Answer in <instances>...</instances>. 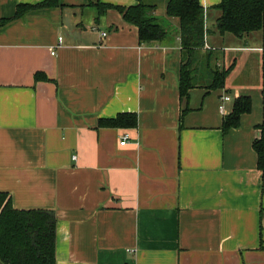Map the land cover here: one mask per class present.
Wrapping results in <instances>:
<instances>
[{"label":"crops","instance_id":"0c3cea01","mask_svg":"<svg viewBox=\"0 0 264 264\" xmlns=\"http://www.w3.org/2000/svg\"><path fill=\"white\" fill-rule=\"evenodd\" d=\"M40 1L0 0V192L15 209L53 212L56 264H264V179L252 148L260 86L257 96L232 83L218 108L235 52L260 54L264 33L256 47L219 34L220 0H198L212 32L181 100L178 20L165 16L166 0H144L169 24L149 43L113 7L137 0H57L14 17L18 4ZM214 49L212 67L235 59L221 89L208 88ZM242 94L251 110L223 132ZM120 113H134L135 126L103 122Z\"/></svg>","mask_w":264,"mask_h":264},{"label":"trees","instance_id":"16d2710c","mask_svg":"<svg viewBox=\"0 0 264 264\" xmlns=\"http://www.w3.org/2000/svg\"><path fill=\"white\" fill-rule=\"evenodd\" d=\"M57 0H43L35 4H18L14 17L27 10L49 7ZM111 5H99V12ZM123 19L137 27L141 43L161 42L169 33V24L153 15V3L137 0L128 7L113 6ZM213 9L218 11L216 31L223 35L231 33L242 37L254 31L264 30V0H220ZM165 16L177 18L181 46L178 90L181 100H186L188 91L194 86V54L204 45V38L212 31L205 28L204 8L198 0H166ZM8 19L0 20V25ZM214 50H206V63L211 75L209 89H221L235 65V59L226 67L218 69L210 65ZM261 122L255 125L257 136L252 141L256 154V166L264 179V37L260 51ZM251 110L249 95L234 99L231 111L223 117L222 131L235 128L242 114ZM117 126H135L134 113H120L115 118L103 120ZM55 216L46 209H15L7 193L0 192V264H56L55 261Z\"/></svg>","mask_w":264,"mask_h":264},{"label":"rangeland","instance_id":"374dc122","mask_svg":"<svg viewBox=\"0 0 264 264\" xmlns=\"http://www.w3.org/2000/svg\"><path fill=\"white\" fill-rule=\"evenodd\" d=\"M264 33L263 31H258V32H251L248 35L244 36L243 38H235L233 37V41L236 42L238 41L240 44H243L244 41H246L247 44H249L252 47L258 46L261 41V33ZM236 39V41H235ZM243 55H241V54ZM235 56H237V65L233 73L228 77L227 83L229 84V88L232 83L235 87H246L250 88L251 90H255L257 92V96L259 95V86H260V54L254 50L251 52H235ZM218 69H221L222 67L216 66ZM196 76H198V80L204 82V74L205 72L203 70H198L196 73ZM203 76V77H202ZM253 92V91H252ZM255 93H249L252 102L256 99L257 101V96ZM228 96H231V99L233 98L234 91L233 88H230V92H227ZM254 103V102H253Z\"/></svg>","mask_w":264,"mask_h":264},{"label":"built area","instance_id":"2783aa9c","mask_svg":"<svg viewBox=\"0 0 264 264\" xmlns=\"http://www.w3.org/2000/svg\"><path fill=\"white\" fill-rule=\"evenodd\" d=\"M102 34L104 35V33H102ZM52 53H54V51H52ZM228 99H229V96L227 94H223V95L220 96V103H219L218 108H219V111L221 113H224V111H225V109H224V102L227 101ZM126 138H127V135L124 134L122 136V141L120 142V144H124ZM73 158H75V155L73 156Z\"/></svg>","mask_w":264,"mask_h":264}]
</instances>
